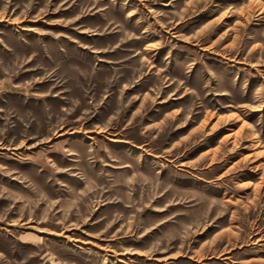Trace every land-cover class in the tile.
I'll return each mask as SVG.
<instances>
[{"label":"rangeland","instance_id":"obj_1","mask_svg":"<svg viewBox=\"0 0 264 264\" xmlns=\"http://www.w3.org/2000/svg\"><path fill=\"white\" fill-rule=\"evenodd\" d=\"M0 264H264V0H0Z\"/></svg>","mask_w":264,"mask_h":264}]
</instances>
